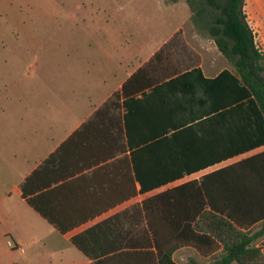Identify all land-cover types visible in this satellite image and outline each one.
<instances>
[{
	"label": "crops",
	"instance_id": "crops-1",
	"mask_svg": "<svg viewBox=\"0 0 264 264\" xmlns=\"http://www.w3.org/2000/svg\"><path fill=\"white\" fill-rule=\"evenodd\" d=\"M245 12L256 44L264 52V0H246ZM173 37L147 35L142 38L145 47H139L140 41L135 38L126 47V56L119 59L122 68L124 64L129 66L119 86L68 132L60 133L53 123L45 130L37 124L30 130L12 131V114L36 117L37 101L33 99L30 104L26 98L11 94L26 91L25 86L0 85V264H94L103 251L112 247L115 236L125 230L130 229L132 240L138 239L146 228V199L189 181L202 186L212 204L208 209L218 211L241 231L257 237L233 252L219 243L212 252L206 246L200 251L179 245L162 263L264 264V143L233 153L236 138L252 134L264 138L259 125L264 120L211 113L213 107L228 100V95L224 100L222 94V85H228V79L220 84L218 79L224 72L234 75L235 67L203 31L184 32L170 44ZM160 52L161 61L154 60ZM150 62L151 74L178 73L187 77L170 82L177 78L172 77L142 91H135L136 86L131 85L129 95L124 96V84ZM113 96L119 114H97ZM189 126L194 127L198 141L195 153L206 156L203 162L207 156L231 155L141 193L130 138L135 146L144 145L137 142ZM161 132L164 135L158 134ZM29 199L73 228L60 232ZM126 214L130 222L124 225ZM6 237L15 242L12 247ZM76 238L83 247L76 245ZM129 250L132 255L118 259L117 264H160L158 257L154 260L148 254L155 253V248L133 242Z\"/></svg>",
	"mask_w": 264,
	"mask_h": 264
},
{
	"label": "rangeland",
	"instance_id": "rangeland-1",
	"mask_svg": "<svg viewBox=\"0 0 264 264\" xmlns=\"http://www.w3.org/2000/svg\"><path fill=\"white\" fill-rule=\"evenodd\" d=\"M190 2L0 0V85L25 86L11 94L37 101V116L12 114L11 130L37 124L45 130L53 123L64 133L84 121L126 76L129 66L122 68L119 59L135 38L145 47L147 35L174 36L173 44L184 32L202 31ZM115 100L102 106V114H119Z\"/></svg>",
	"mask_w": 264,
	"mask_h": 264
},
{
	"label": "trees",
	"instance_id": "trees-1",
	"mask_svg": "<svg viewBox=\"0 0 264 264\" xmlns=\"http://www.w3.org/2000/svg\"><path fill=\"white\" fill-rule=\"evenodd\" d=\"M190 3L195 13L194 21L197 27L215 42L222 55L235 67L234 75L224 72L218 79V84L228 79V85H225L226 83L222 85L224 100L226 94L228 100L213 107L211 113L260 117L264 120V52L258 48L254 32L249 25L245 12L246 0H191ZM162 55L161 52L156 54L154 60L161 61ZM150 66L151 62L138 70L124 84L122 90L124 96L129 95L128 88L131 85L136 86L135 91H142L179 75L151 74ZM180 77L185 78L187 74L177 76L170 82L180 81ZM116 97H119V94ZM97 114L102 112L99 111ZM126 124L129 130V116L126 117ZM259 125L264 132V121ZM194 132L193 126L176 128L173 132H165L166 136L160 138L154 135L141 139L137 143L144 145L137 146L130 138L132 162L136 178L141 185V193L180 180L231 155H218L211 159L207 156L203 162L206 156L195 153L198 141L194 137ZM163 133L158 134L164 135ZM262 143L264 138L258 137L257 134L244 139L236 138L233 153L257 147ZM29 203L60 232L66 233L73 228V225L66 226L61 220L52 217L50 212L41 208L34 199H29ZM209 205L212 204L208 203L207 194L195 181L186 182L146 199L143 203L146 228L142 234L138 239L132 240L130 229H127L121 236H115V241L111 243L112 247L103 251L94 264H117L118 259L129 258L132 255L129 249L133 242L144 248H155V253L148 254L154 260L158 257L160 264H163V258H169L179 245H190L200 251L206 246L210 247L212 252L218 249L219 243L225 250L230 249L233 252L255 241L257 235L250 236L241 231L223 214L208 209ZM129 222V216L126 214L122 223L125 225ZM74 242L77 246L83 247L78 238L74 239Z\"/></svg>",
	"mask_w": 264,
	"mask_h": 264
},
{
	"label": "built area",
	"instance_id": "built-area-1",
	"mask_svg": "<svg viewBox=\"0 0 264 264\" xmlns=\"http://www.w3.org/2000/svg\"><path fill=\"white\" fill-rule=\"evenodd\" d=\"M8 245H9L10 247H12V246H13V244H12L11 242H9V243H8Z\"/></svg>",
	"mask_w": 264,
	"mask_h": 264
}]
</instances>
